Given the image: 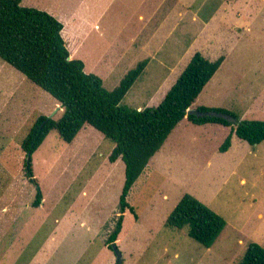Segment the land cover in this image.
<instances>
[{
  "label": "rangeland",
  "instance_id": "374dc122",
  "mask_svg": "<svg viewBox=\"0 0 264 264\" xmlns=\"http://www.w3.org/2000/svg\"><path fill=\"white\" fill-rule=\"evenodd\" d=\"M155 2L22 0L21 5L47 11L67 29L69 25L73 29L78 17L98 23L100 29L89 28L77 39L78 44L81 41L77 57L84 58L88 73L102 74L108 90L141 61L138 46L143 40L161 44L159 56L170 63L186 53L198 35L193 48L209 45L214 55H225L227 60L196 106L229 109L238 121L264 120V0H165L160 10H150ZM221 4L228 6L230 13L220 12L221 21L228 24L204 31V22ZM236 9L243 11L241 19ZM141 13L144 21L153 18L144 29ZM164 16L166 27L157 28ZM125 24L136 35L132 54L107 71L99 66L98 55L110 42L127 38ZM237 24L238 29L228 28ZM157 64L153 61L121 105H145L151 95L146 83L158 78L149 77ZM62 112L49 92L0 57V264H118V255L106 240L120 216L125 163L110 162L115 143L101 131L85 124L70 143L57 130L49 133L33 153L43 193L40 205H33L36 188L25 176L21 144L40 115L58 119ZM230 132V126L197 125L188 119L173 130L128 195L138 219L131 208L126 209L115 241L121 252L119 264H239L250 243L264 247V141L251 145L234 134L229 150L221 152ZM185 193L227 222L209 248L189 236L188 226L167 224Z\"/></svg>",
  "mask_w": 264,
  "mask_h": 264
},
{
  "label": "trees",
  "instance_id": "16d2710c",
  "mask_svg": "<svg viewBox=\"0 0 264 264\" xmlns=\"http://www.w3.org/2000/svg\"><path fill=\"white\" fill-rule=\"evenodd\" d=\"M21 2L0 0V57L49 92L63 108L58 119L40 115L21 144L25 153V176L36 188L34 206L40 205L43 193L35 176L33 153L52 130H57L70 143L89 124L114 141L109 160L124 161L125 181L120 195V216L106 240L112 250L122 230L126 209L131 208L138 219L128 202L134 183L183 119L200 125L230 126L231 132L220 146L221 152L229 150L233 134L251 145L264 141V120L238 121L237 114L229 109L202 105L195 108L218 114L187 113L221 67L223 55L211 60L196 52L157 106L138 109L121 105L143 73L147 60L140 61L114 89L108 90L99 75L86 72L83 60L70 58L62 35L63 22L47 11L24 7ZM226 223L222 215L191 193H185L167 217V224L172 227L188 226L189 236L207 248L218 239ZM239 264H264V247L257 242L250 243Z\"/></svg>",
  "mask_w": 264,
  "mask_h": 264
},
{
  "label": "crops",
  "instance_id": "0c3cea01",
  "mask_svg": "<svg viewBox=\"0 0 264 264\" xmlns=\"http://www.w3.org/2000/svg\"><path fill=\"white\" fill-rule=\"evenodd\" d=\"M162 3H165V0H158L157 3L155 2L153 4V8H151L150 10H153V11L160 10V7H161ZM230 7H232V5H230ZM222 9H224V14L225 13L226 14L230 13L229 11H226V9H228V6L226 7L225 4L224 5L221 4L220 7H218L214 11L215 15H213L208 21L204 22V24H203V27H204L203 30L204 31L205 30L207 31L210 27H213L215 24H217V25H219L220 23L222 25H225V24L227 25L228 24V22L226 20L225 21H221V17H224V16L220 15V12L222 11ZM87 11H88V13H90L91 12V8H89ZM180 12L182 13L181 10H180ZM100 13H103V12H100ZM222 14H223V12H222ZM236 14H237V16L241 14L238 17V19H241L243 17V11H241L239 9H236ZM180 16H181V14H180ZM139 18L141 20H143V21L146 19L145 16L142 13L139 15ZM163 18L164 19H162V21H158L157 22V28L166 27V24H167V22L165 21L166 16H164ZM78 19H79L78 22H74L73 29H72V26H70V25H69L70 29H67L66 28V23H65L64 24V28L62 30V35H63L64 39L66 40L68 49L70 51V58H78V59L84 60L83 57H79V56L77 57V54L79 53V51H78L79 50V46L81 45V41L78 44L77 43V39L81 40L83 37H85L87 32L90 31L93 27L100 29V26H99L98 23L92 22L91 19H86L84 17H82V18L78 17ZM152 19L153 18L150 16L149 18H147L146 21L143 22V24H142L143 25V29H144V27H149L150 26V23L152 22ZM89 28H91V29L89 30ZM228 28L238 29L239 26L237 24L236 26L232 25L231 27H228ZM122 30H124V31L126 30L127 31V38L124 39V40H115L112 43L110 42L109 43L110 47L107 48L104 51V53L98 55V61L100 62L99 66H101L103 69H105L107 71L118 67V63L120 61H124L129 53L132 54L133 47L135 46V43H136L135 36L136 35H135V32L133 31V28H131V32L129 33L128 32L129 27L127 26V24H125ZM196 38H198V35H196L194 37V39L192 41H190V44L188 46L189 50L186 49V50H188V51H186V53L182 54L175 61H170V63H168L167 62L168 60H166L162 56H159L161 54V48H162L161 44H159V46L157 47L156 43L154 41L152 42L150 39H148V40H143V43H141L138 46V51L140 52V54L142 56L141 57L142 59H140V60L141 61L142 60H147V65H146L143 73L141 74L142 76L149 73L150 67H151V64L153 63V61H158V63H159V65L157 64L158 65V69L155 68L153 70V72L150 73V75H149V77L157 76L158 78L151 79V80L148 79L147 83H146L147 86L150 87V90L148 92L151 95L150 96L147 95V100H146L145 105L142 106V105L139 104L137 106L138 109H143L145 107L152 106L154 104H155V106H156V104L158 105L163 100V98L165 97L166 93L169 91V89L175 83L177 78L183 72V70L185 69V67L187 66V64L189 63V61L191 60V58L193 57V55L196 52H201L205 57H207V58H209L211 60H215L218 57L222 56V55H220V56L214 55V52H213V50H211V46H209V45H204V46L201 45V49L193 48V46L196 45L194 43L196 41ZM70 43H72V45ZM184 56H186V58L184 59V62H182ZM223 56L225 57V59H224L222 65L227 60V57L225 55H223ZM222 65H221V67H222ZM154 67H157V66H154ZM221 67L218 69V71L215 73V75L212 77V79L216 76V74L219 72ZM163 68H166V69H163ZM85 70H86V64H85ZM98 75L100 77L102 76V74L99 73V72H98ZM141 75H140V77H141ZM138 79L132 85L130 90L133 89V87L137 83ZM212 79L210 81H212ZM195 107H197V106L194 103L193 104V108H195ZM184 120L185 119H183L182 121H184ZM197 125H200V124H197ZM178 126H179V124L175 128H177Z\"/></svg>",
  "mask_w": 264,
  "mask_h": 264
},
{
  "label": "water",
  "instance_id": "95a60500",
  "mask_svg": "<svg viewBox=\"0 0 264 264\" xmlns=\"http://www.w3.org/2000/svg\"><path fill=\"white\" fill-rule=\"evenodd\" d=\"M187 113L188 114L195 113L197 115H206L207 113L210 114V115H217L218 114V113H215V112H201L200 110H198L196 108H189ZM113 246H114V250H115L116 254L118 255V264H119L121 262V252L118 249L116 243H114Z\"/></svg>",
  "mask_w": 264,
  "mask_h": 264
}]
</instances>
